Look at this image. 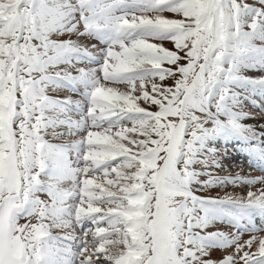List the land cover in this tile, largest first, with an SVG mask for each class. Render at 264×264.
<instances>
[{
	"label": "snow or ice",
	"instance_id": "1",
	"mask_svg": "<svg viewBox=\"0 0 264 264\" xmlns=\"http://www.w3.org/2000/svg\"><path fill=\"white\" fill-rule=\"evenodd\" d=\"M245 100L264 0H0V264H264Z\"/></svg>",
	"mask_w": 264,
	"mask_h": 264
},
{
	"label": "rangeland",
	"instance_id": "2",
	"mask_svg": "<svg viewBox=\"0 0 264 264\" xmlns=\"http://www.w3.org/2000/svg\"><path fill=\"white\" fill-rule=\"evenodd\" d=\"M255 99L259 101V97H256ZM244 105L246 111L252 112L256 116V120L250 119L251 122L248 121L246 123H257V121L261 119L262 115H264V109H262L261 107H254L248 100L244 101ZM222 147L223 146L221 145V148ZM229 152H230V156L225 158L226 159L225 167L228 170H230L233 174H235L237 171L242 172L244 174H248V173H251L253 175L261 174L259 169H257L254 165L249 163L248 157L245 154L236 152L232 148H229ZM226 191H232V188L229 187L228 189H226ZM218 192L220 194H223L219 189H216L211 194L216 195ZM237 192L239 194H243L241 189H237ZM245 238L247 237L245 236Z\"/></svg>",
	"mask_w": 264,
	"mask_h": 264
},
{
	"label": "bare ground",
	"instance_id": "3",
	"mask_svg": "<svg viewBox=\"0 0 264 264\" xmlns=\"http://www.w3.org/2000/svg\"><path fill=\"white\" fill-rule=\"evenodd\" d=\"M248 121L251 122L250 120H247V121H245V122H248Z\"/></svg>",
	"mask_w": 264,
	"mask_h": 264
}]
</instances>
